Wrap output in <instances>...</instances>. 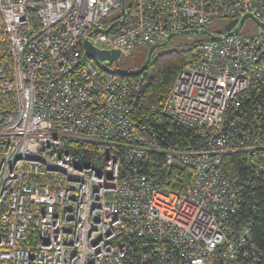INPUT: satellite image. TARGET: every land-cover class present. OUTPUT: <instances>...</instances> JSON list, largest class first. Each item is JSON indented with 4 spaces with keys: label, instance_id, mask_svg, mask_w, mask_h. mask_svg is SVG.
I'll use <instances>...</instances> for the list:
<instances>
[{
    "label": "built area",
    "instance_id": "1",
    "mask_svg": "<svg viewBox=\"0 0 264 264\" xmlns=\"http://www.w3.org/2000/svg\"><path fill=\"white\" fill-rule=\"evenodd\" d=\"M244 15L264 0H0V264H264V32L201 42L166 121L133 115L147 70L82 57Z\"/></svg>",
    "mask_w": 264,
    "mask_h": 264
},
{
    "label": "trees",
    "instance_id": "2",
    "mask_svg": "<svg viewBox=\"0 0 264 264\" xmlns=\"http://www.w3.org/2000/svg\"><path fill=\"white\" fill-rule=\"evenodd\" d=\"M122 9L129 8L134 0H121ZM224 22H213L202 29H187L173 34L168 40L157 44L150 54L152 46H144L132 52L126 58H120L122 62L121 70H111L112 73L122 76H134L144 70L149 72L148 83L139 94L134 105L133 115L135 118L150 120L157 117L166 121L161 114L162 104L172 88L177 72L186 64L196 59V49L201 42L211 40L207 35L218 34ZM203 31V32H194ZM145 53L143 57L139 54ZM136 54V55H135ZM135 56V58H133ZM84 60L88 58L83 55ZM131 62L126 61L130 60ZM97 66H110L107 62L101 63L93 61ZM146 67L144 68L145 63ZM244 159L239 156H228L224 159L225 164H229L237 169H242ZM253 205L248 202L244 205L245 216H251ZM257 214L254 216V223L251 229V239L253 244L264 253V205L257 206Z\"/></svg>",
    "mask_w": 264,
    "mask_h": 264
},
{
    "label": "water",
    "instance_id": "3",
    "mask_svg": "<svg viewBox=\"0 0 264 264\" xmlns=\"http://www.w3.org/2000/svg\"><path fill=\"white\" fill-rule=\"evenodd\" d=\"M248 18L251 19L257 25L259 34H263L264 25L262 23H259L257 20L253 19L251 16L244 15L238 21L234 20V21L222 26L220 29V32L218 34H209L207 36L211 40H219L224 35H231V34L238 33L239 30L241 29L244 21ZM194 32H203V31H194ZM172 35H170L166 40H168ZM155 47H156V45H153L150 48L149 53H148L147 62L149 61L150 54ZM82 48H83V54L87 58H89L91 60H95L97 62H107V64L111 65L113 62L118 61L120 59V53L118 51L101 50V49H98L96 47H93L87 41L83 42ZM147 62L145 63L144 68L146 67Z\"/></svg>",
    "mask_w": 264,
    "mask_h": 264
},
{
    "label": "rangeland",
    "instance_id": "4",
    "mask_svg": "<svg viewBox=\"0 0 264 264\" xmlns=\"http://www.w3.org/2000/svg\"><path fill=\"white\" fill-rule=\"evenodd\" d=\"M256 28L257 25L250 19H246L242 25V29H241V32H244L246 29H248V32H256ZM145 53H141L139 54L140 57H143ZM136 55V54H135ZM133 58H135V56H133ZM131 62V59L126 61V65H127V62ZM122 68V62L120 60L118 61H115L113 62L111 65H110V69L111 70H121Z\"/></svg>",
    "mask_w": 264,
    "mask_h": 264
}]
</instances>
